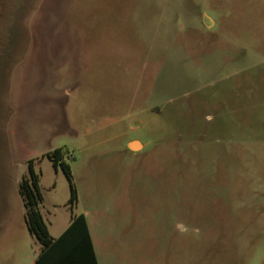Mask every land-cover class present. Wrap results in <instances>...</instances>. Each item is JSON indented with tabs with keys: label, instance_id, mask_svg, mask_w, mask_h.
Returning <instances> with one entry per match:
<instances>
[{
	"label": "rangeland",
	"instance_id": "obj_1",
	"mask_svg": "<svg viewBox=\"0 0 264 264\" xmlns=\"http://www.w3.org/2000/svg\"><path fill=\"white\" fill-rule=\"evenodd\" d=\"M29 164L99 264H264V0H0V264Z\"/></svg>",
	"mask_w": 264,
	"mask_h": 264
},
{
	"label": "trees",
	"instance_id": "obj_2",
	"mask_svg": "<svg viewBox=\"0 0 264 264\" xmlns=\"http://www.w3.org/2000/svg\"><path fill=\"white\" fill-rule=\"evenodd\" d=\"M65 154L66 152L62 149H56L53 152L48 153L47 157L51 161L54 169L60 167L67 179L70 189L69 203L72 206L75 202V190L72 185L70 168L63 160ZM18 193L25 209V223L27 230L31 237L35 239L40 246V252L35 259L34 264H61L63 260L61 261V258L59 257V247H62L65 241L74 237L81 239V243L85 247L87 263L96 264L84 215L72 214L70 216L68 228L57 239H53L49 235L47 226L44 223L39 210L43 197L39 188L38 177L34 173L31 164H29L28 176L23 177L18 184Z\"/></svg>",
	"mask_w": 264,
	"mask_h": 264
},
{
	"label": "crops",
	"instance_id": "obj_3",
	"mask_svg": "<svg viewBox=\"0 0 264 264\" xmlns=\"http://www.w3.org/2000/svg\"><path fill=\"white\" fill-rule=\"evenodd\" d=\"M131 143L138 144V147H139L138 150H136V151L132 150V151L138 152L142 149V145L139 142H137V141L130 142L128 145H130ZM69 223H70V219L65 221L64 224H62L59 228H57L56 233H52V231H51L52 223H50L49 227L47 226L49 235L53 239H57L68 228ZM86 224H87V222H86ZM87 229H88L89 237L91 239V243H92V247H93V251H94V255H95V259H96V264H99V261H98V258H97L96 252H95L94 242H93L88 224H87ZM84 248L85 247L82 245L80 238L74 237V238H70L67 241H65L63 246L59 247V250H58L59 257L61 258V261L63 260V262L61 264H89V263H87V260H86ZM39 252H40V250H39Z\"/></svg>",
	"mask_w": 264,
	"mask_h": 264
},
{
	"label": "bare ground",
	"instance_id": "obj_4",
	"mask_svg": "<svg viewBox=\"0 0 264 264\" xmlns=\"http://www.w3.org/2000/svg\"><path fill=\"white\" fill-rule=\"evenodd\" d=\"M131 146L135 148L138 147V144H132Z\"/></svg>",
	"mask_w": 264,
	"mask_h": 264
}]
</instances>
